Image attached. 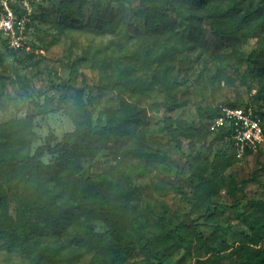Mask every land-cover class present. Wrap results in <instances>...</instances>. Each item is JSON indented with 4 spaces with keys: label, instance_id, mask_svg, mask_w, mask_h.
<instances>
[{
    "label": "rangeland",
    "instance_id": "374dc122",
    "mask_svg": "<svg viewBox=\"0 0 264 264\" xmlns=\"http://www.w3.org/2000/svg\"><path fill=\"white\" fill-rule=\"evenodd\" d=\"M29 1L33 17L28 48L14 51L0 45V122L34 115V152L42 144L62 142L63 135L74 129L65 110L79 89L85 100H91L97 129L107 125L122 95L144 107L147 121L137 127L135 136L125 143H109L86 159L80 172L82 178L105 174L119 187L128 180L139 186L129 203L126 226L133 229L132 221L139 220L144 229L137 251L124 264H239L234 249L262 213L256 202L264 201V150L236 155L238 161L222 174L221 192L202 204L194 198L199 181L193 172L217 153L234 155L227 140L216 135L218 130H211L216 116H208L206 110L221 113L231 102L252 99L257 86L247 57L258 37L244 36L239 59L231 56L233 48L226 38L209 30L208 44H189L181 34L186 33L184 18L194 7L190 0L167 3L176 31L160 37L145 30L140 0H132L127 23L116 33H96L71 20L60 25L61 0ZM174 44L178 45L175 61L167 55L161 66L151 63L166 45ZM118 59L134 88L116 80ZM165 63L174 65L178 80L172 95L162 91L153 77L162 73ZM128 67L134 70L129 73ZM257 106L264 109L261 102ZM179 123L195 126L198 135L181 137L177 145L171 131ZM71 148L72 144H61L62 151ZM57 156L46 153L43 161L53 163ZM0 194L6 196L0 205L1 223L12 227L22 207L19 196L29 195V190L13 172L4 170ZM163 221L170 229L178 227L182 237L161 241L152 251L143 249L148 237L160 234ZM93 225L99 231L108 228L100 220ZM57 244L61 255L68 257L71 247L62 239ZM260 246L264 247V240ZM35 248L28 239L14 243L0 236V264H32ZM94 255L84 253L71 264H94ZM37 262L54 264L43 257Z\"/></svg>",
    "mask_w": 264,
    "mask_h": 264
},
{
    "label": "trees",
    "instance_id": "16d2710c",
    "mask_svg": "<svg viewBox=\"0 0 264 264\" xmlns=\"http://www.w3.org/2000/svg\"><path fill=\"white\" fill-rule=\"evenodd\" d=\"M193 9L185 16L186 33L182 37L191 45L208 44L207 31L226 38L233 51L231 56L240 58L239 53L244 36L258 37L257 46L247 57L253 66V77L257 86L252 99L234 101L230 106L254 105L264 118V0H190ZM170 0H140L139 13L143 18L145 30L154 36L175 33L176 25L167 10ZM132 0H61L60 25L67 21L96 33H116L127 23L132 8ZM3 46L7 45L5 42ZM10 49V48H9ZM12 50V49H11ZM178 45L165 46L163 52L151 60L161 66L167 55L175 61ZM118 72L116 80L134 88L127 78L125 68L116 61ZM174 65L165 63L161 74H153L159 88L172 95L178 80L173 72ZM134 69L127 68L131 73ZM70 82L74 81L71 77ZM91 100L84 99L83 90L76 92L73 103L65 110L72 120L74 129L63 135L62 142L52 146L50 143L38 146L32 152L31 146L37 138L33 129L34 115L25 119L0 122V171H11L19 177L29 195L19 196L22 207L18 222L12 227L2 225L0 212V236L12 242L28 239L36 246L32 264H39L43 257L54 264H71L84 253H95L94 264H124L130 254L138 249L142 239L144 224L132 221L133 229L126 226L130 200L139 193V186L128 180L119 187L107 175L82 178L80 172L84 161L93 158L109 143H125L136 134V129L146 123L144 107L120 97V106L114 111L107 125L97 129L89 108ZM219 109L208 108L206 114L214 117ZM177 145L181 137L191 139L198 135L195 126L179 123L172 131ZM217 136L226 139L230 131L219 130ZM231 146V142L227 140ZM72 144L71 149L61 150V144ZM232 147V146H231ZM46 153L58 155L53 163H46ZM250 153V152H249ZM227 152L217 153L212 160L204 159L193 172L199 181L195 199L199 204L217 196L223 188L222 174L238 159ZM6 196L0 194V205ZM256 205L262 213L259 220L250 226V234L234 250L240 256L239 264H264V201ZM103 221L106 231L96 230L93 223ZM174 235L182 234L179 228L170 229L162 222L160 234L148 237L143 249L152 251L153 246ZM64 240L71 251L68 257L61 255L62 247L58 240ZM202 240V239H201Z\"/></svg>",
    "mask_w": 264,
    "mask_h": 264
},
{
    "label": "built area",
    "instance_id": "2783aa9c",
    "mask_svg": "<svg viewBox=\"0 0 264 264\" xmlns=\"http://www.w3.org/2000/svg\"><path fill=\"white\" fill-rule=\"evenodd\" d=\"M33 7L29 0H0V45L20 51L28 48ZM211 130H226L238 157L264 150V118L254 105L224 107Z\"/></svg>",
    "mask_w": 264,
    "mask_h": 264
}]
</instances>
